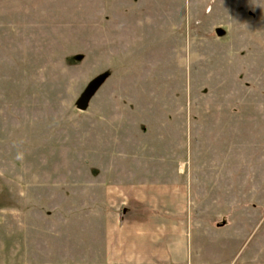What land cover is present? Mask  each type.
<instances>
[{
	"label": "rangeland",
	"instance_id": "1",
	"mask_svg": "<svg viewBox=\"0 0 264 264\" xmlns=\"http://www.w3.org/2000/svg\"><path fill=\"white\" fill-rule=\"evenodd\" d=\"M158 178L187 179L209 264H264V0H0V264L62 203Z\"/></svg>",
	"mask_w": 264,
	"mask_h": 264
},
{
	"label": "crops",
	"instance_id": "2",
	"mask_svg": "<svg viewBox=\"0 0 264 264\" xmlns=\"http://www.w3.org/2000/svg\"><path fill=\"white\" fill-rule=\"evenodd\" d=\"M182 169L175 171L182 174ZM158 179L108 181L86 212L75 200L62 203L71 206L67 213L42 215L40 241L27 243L25 264H209L199 238L194 251L187 179ZM209 212L204 203L198 207L197 226L206 223L216 231L227 226L222 216L217 221L219 215Z\"/></svg>",
	"mask_w": 264,
	"mask_h": 264
},
{
	"label": "water",
	"instance_id": "3",
	"mask_svg": "<svg viewBox=\"0 0 264 264\" xmlns=\"http://www.w3.org/2000/svg\"><path fill=\"white\" fill-rule=\"evenodd\" d=\"M217 33L221 35L223 33L222 29H217ZM102 77L96 78L93 80L87 90L83 93V95L80 97V99L77 102V106L80 110H86L88 108V105L90 103L91 98L97 91V89L100 87L102 83Z\"/></svg>",
	"mask_w": 264,
	"mask_h": 264
}]
</instances>
